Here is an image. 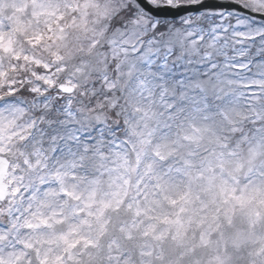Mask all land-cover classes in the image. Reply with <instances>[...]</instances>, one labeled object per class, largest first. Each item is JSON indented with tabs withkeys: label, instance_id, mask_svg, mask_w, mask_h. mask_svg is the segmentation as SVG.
Wrapping results in <instances>:
<instances>
[{
	"label": "snow or ice",
	"instance_id": "snow-or-ice-1",
	"mask_svg": "<svg viewBox=\"0 0 264 264\" xmlns=\"http://www.w3.org/2000/svg\"><path fill=\"white\" fill-rule=\"evenodd\" d=\"M0 264H264V0H0Z\"/></svg>",
	"mask_w": 264,
	"mask_h": 264
}]
</instances>
